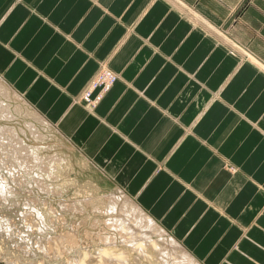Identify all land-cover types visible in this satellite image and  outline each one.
Returning <instances> with one entry per match:
<instances>
[{"label":"crops","instance_id":"obj_1","mask_svg":"<svg viewBox=\"0 0 264 264\" xmlns=\"http://www.w3.org/2000/svg\"><path fill=\"white\" fill-rule=\"evenodd\" d=\"M0 79L202 264H264V0H0Z\"/></svg>","mask_w":264,"mask_h":264},{"label":"rangeland","instance_id":"obj_2","mask_svg":"<svg viewBox=\"0 0 264 264\" xmlns=\"http://www.w3.org/2000/svg\"><path fill=\"white\" fill-rule=\"evenodd\" d=\"M101 91L96 89L92 97L96 98ZM0 102L7 103L12 114V119H0V126L24 130L20 136L31 149L29 152L46 160L41 165L28 153L26 167L19 168L15 163L18 167L13 171L15 174H6L0 168L3 177L8 175L5 183L11 190L5 193L7 196L0 195V264H72L78 251L94 250L104 244L106 237L120 242V233L111 228L114 226L111 219L120 214L112 213L108 206L110 197L120 199L123 191L89 165L53 124L1 79ZM29 124L37 128L38 137L31 132ZM164 237L167 238L165 234ZM44 247L52 250V254ZM54 252L57 256H53Z\"/></svg>","mask_w":264,"mask_h":264},{"label":"bare ground","instance_id":"obj_3","mask_svg":"<svg viewBox=\"0 0 264 264\" xmlns=\"http://www.w3.org/2000/svg\"><path fill=\"white\" fill-rule=\"evenodd\" d=\"M100 67V70L109 72V69L106 67V65H101ZM98 71L85 87L84 90L86 92H94L92 87L98 80V78L96 77ZM112 76L114 80L112 81V83H110L111 85L108 86V92L114 86L118 79V76L116 74L112 73ZM105 94L101 96L100 102ZM80 99H86L87 101H89V98L84 96H81ZM100 102H98L97 105ZM92 105L95 106V102H91L89 106V108L95 109V107H93ZM0 119H12L11 110L7 103L0 102ZM28 127L35 135V137H38L39 133L36 131L37 128H35V126L31 124H29ZM24 133L25 132L22 129L17 130L15 127L0 126V168H4L5 171H7L6 174L12 173L13 171L16 172L15 169H17L18 167H26L25 157L28 155V153H30L32 157L35 156L34 153L29 152L31 151V149L25 145L24 140L20 136L24 135ZM34 158L41 165L46 163V160H44L45 158H36V156ZM15 163L19 164V166L16 167ZM51 167L53 168L54 165ZM50 168L48 172L49 174L51 173ZM14 172L13 174H15ZM11 175H9V177ZM6 176L3 177L2 173L0 174V195H5V193L11 191L10 187L5 183L8 180ZM12 176L14 177L15 175ZM120 195V199L123 198V200L121 201L122 204L119 202V198L113 199L110 197V195L108 196L111 199L110 200L108 198L110 200L109 205L111 204L110 206H108L109 211H111L112 213H117L119 211L118 213L120 214V217L111 219V222H113L114 225L113 227H111L112 225H109V223L108 225L111 228H114L116 232L118 231L120 233V242H117L118 240L115 241L114 237H106L102 246L97 247L94 250L83 249L81 251H78L76 259L73 260L74 262L71 260L73 262L72 264H202L188 250H186L179 241H177L166 230H164V228H162V226L159 225L154 218L144 212V210L134 200L129 198L127 194L122 192L120 193ZM35 211H37V209ZM37 214L39 213L37 212ZM44 215L45 214H43V216ZM164 234L167 236V238L164 237ZM43 241L46 242L45 240ZM56 247L57 249L59 248L58 246ZM44 248L46 249L47 247ZM48 249L49 248H47V250ZM54 249L55 246L53 250ZM57 249L55 252H57ZM50 251L52 254L53 251ZM50 251L48 250V252ZM55 252L53 256H57V253H59Z\"/></svg>","mask_w":264,"mask_h":264},{"label":"built area","instance_id":"obj_4","mask_svg":"<svg viewBox=\"0 0 264 264\" xmlns=\"http://www.w3.org/2000/svg\"><path fill=\"white\" fill-rule=\"evenodd\" d=\"M112 73H114V72H112L110 69H109V72L99 69L98 74L96 76L98 78V80H97L96 84H94L92 89L94 90V92L98 88L102 89V91L100 92V94L96 98L92 97V94L94 92L93 93H91L90 91L86 92L85 90L83 91V93L81 92L82 94H80V96H82V97L84 96V97L89 98V101H87L86 99H80L81 100L80 102L83 103L84 106H87L88 104H89L88 106H90L91 102H95V106L92 105L93 107L97 106V103L100 102L101 96L108 92L107 88H108V86L111 85L110 83H112V81L114 80Z\"/></svg>","mask_w":264,"mask_h":264}]
</instances>
